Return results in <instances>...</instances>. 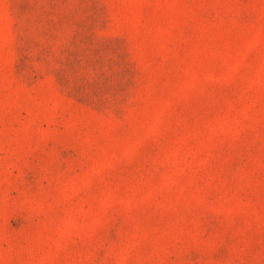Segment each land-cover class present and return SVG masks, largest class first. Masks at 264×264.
Returning <instances> with one entry per match:
<instances>
[{"label":"rangeland","instance_id":"1","mask_svg":"<svg viewBox=\"0 0 264 264\" xmlns=\"http://www.w3.org/2000/svg\"><path fill=\"white\" fill-rule=\"evenodd\" d=\"M0 264H264V0H0Z\"/></svg>","mask_w":264,"mask_h":264}]
</instances>
